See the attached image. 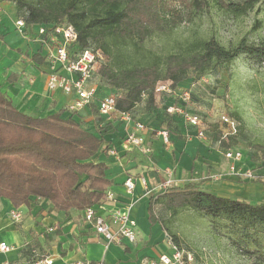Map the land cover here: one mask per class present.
Instances as JSON below:
<instances>
[{
    "label": "trees",
    "instance_id": "obj_1",
    "mask_svg": "<svg viewBox=\"0 0 264 264\" xmlns=\"http://www.w3.org/2000/svg\"><path fill=\"white\" fill-rule=\"evenodd\" d=\"M12 1L28 25L72 24L78 33L72 46L74 52L93 48L106 55L112 54L113 42H130L140 50L154 34H165L184 21H192L209 10L212 3L235 15H245L255 7L264 12V0ZM171 2L184 8H170ZM240 54L252 66L264 67V40L256 43L242 38L226 46L211 36L191 43L185 53L156 55L148 63L119 68L106 64L98 68V73L113 90L118 110L133 113L143 104L144 111L151 112L158 107V85L170 83L174 90H190L192 102V90L184 88L185 84L201 79L208 71L227 68ZM211 62L214 70L208 68ZM173 101L165 105L167 126L173 121L170 116H176L166 112ZM233 115L240 119L238 114ZM240 134L239 127L236 134L226 138L219 135L217 140L222 148H236ZM102 144L101 137L71 118H61L60 113L34 117L21 112L0 89V197L10 199L15 207L29 204L32 197L45 199L53 209L63 212L86 210L106 201L113 181L107 176V164L92 159ZM248 144L252 150L250 159L256 164L254 170L263 166L264 144ZM261 179L256 176V180ZM158 203L174 216L188 208L213 220L227 219L236 235L234 243L264 264V201L253 203L218 195L193 182L168 186L150 197V219L160 222L178 244L177 234L170 232L155 213ZM25 250L32 252L31 244Z\"/></svg>",
    "mask_w": 264,
    "mask_h": 264
},
{
    "label": "crops",
    "instance_id": "obj_2",
    "mask_svg": "<svg viewBox=\"0 0 264 264\" xmlns=\"http://www.w3.org/2000/svg\"><path fill=\"white\" fill-rule=\"evenodd\" d=\"M0 8V89L21 112L34 117L60 113L61 118H71L101 137L102 147L92 159L107 164V176L113 181L108 193L114 199L93 208L106 214L111 208L131 206V216L137 224L135 242L126 239L108 242L86 220L85 210L57 211L47 200L36 197L27 205L15 207L10 199L0 197V243L13 247L0 252V264H34L37 258L52 259L53 264H144L150 258L170 254L167 231L160 222L150 219L149 211L150 197L163 192L168 180L169 186L193 182L218 195L264 201V176L261 180H250L232 173V161L225 156L226 149L215 136L196 137L194 128L177 115H169L173 121L167 126L165 105L172 98L165 93H157L158 107L151 112L144 111L143 104L138 105L132 113L134 121L129 124L108 121L101 115L99 103L113 91L101 87L94 77L90 83L98 85V97L85 107L72 110L70 106L78 98L75 92L48 87L54 70L46 59V45L37 36V25H28L29 36L24 35L16 26L19 15L14 2L0 0ZM137 121L147 126L144 135L152 148L150 155L124 143L125 135ZM163 128L170 130L169 144L157 133ZM255 165L244 153L236 164L242 171ZM143 177L147 185L142 183ZM128 178L136 183L132 193L124 184ZM13 212L20 213V218L15 219ZM28 244L32 252L25 250Z\"/></svg>",
    "mask_w": 264,
    "mask_h": 264
},
{
    "label": "rangeland",
    "instance_id": "obj_3",
    "mask_svg": "<svg viewBox=\"0 0 264 264\" xmlns=\"http://www.w3.org/2000/svg\"><path fill=\"white\" fill-rule=\"evenodd\" d=\"M231 1L239 2L243 0ZM171 7L184 8L182 4L177 2H171ZM197 21L201 24L211 23L210 32L204 31L202 39L214 36L226 46L234 45L242 38L256 43L264 40V12L258 7H255L245 15H235L218 8L212 3L209 10L203 12L192 21H184L165 34H154L140 50L136 49L130 42L126 44L121 42L115 44L113 42L111 55L101 52L102 57L98 60L94 76L96 81L100 82L103 87L111 89L98 73V68L102 65L112 64L114 68L126 67L148 63L156 55L165 56L169 53H185L191 43L181 44L182 35L188 27ZM208 68H213L212 62L208 65ZM219 70L215 69L212 72L203 73L201 79L197 81L190 80L185 84L184 88L190 87L193 93V101L189 104V107L203 119L206 127V137L207 135L215 136L216 138L219 135L223 137V134L228 132V126L222 121V116H228L236 121L238 130L240 127L241 134L238 137L239 143L234 147L250 157L252 150L248 143L264 144V140L254 138L244 131L243 123L240 122L242 118L237 119L233 115L235 113L239 115V113L230 110L224 103L225 95L231 86L230 77L223 81L217 79L213 82V77ZM253 92L260 94L264 92V89L253 86ZM216 141L220 143L219 140ZM254 172L256 176H264V163L263 166L258 165ZM249 202L254 203L256 201L250 200ZM155 213L165 222L170 232L177 234L179 246L194 255L195 259L192 264H260L234 243L233 239L236 235L231 231L230 223L225 218L213 220L210 216L188 208L180 210L174 216L159 203L156 205Z\"/></svg>",
    "mask_w": 264,
    "mask_h": 264
},
{
    "label": "built area",
    "instance_id": "obj_4",
    "mask_svg": "<svg viewBox=\"0 0 264 264\" xmlns=\"http://www.w3.org/2000/svg\"><path fill=\"white\" fill-rule=\"evenodd\" d=\"M1 11V8H0ZM18 30L24 35H28V24L23 16L16 20ZM37 36L44 45H46V59L54 70L48 80V87L52 90L61 89L66 93L75 92L77 100L70 106L72 110H79L90 104L98 97V85L90 83L96 73V67L99 58L102 57L100 50L87 48L73 51L72 46L77 42L78 33L72 24L58 25H37ZM56 66H59L60 73ZM157 93H165L173 98V102L167 106L166 112L170 115L183 117L185 123L194 128V135L200 139L206 138V127L203 119L198 113L192 111L189 107L191 103V91H177L171 88L170 83L160 84L156 88ZM99 111L105 116V120H121L127 124L134 121L131 112L120 111L116 107L114 94H109L100 99ZM222 121L227 124L228 132L223 134V138L228 135L237 133L238 125L236 121L228 116H222ZM147 126L140 121L135 122V125L130 129L124 138V143L139 149L140 152L146 155L152 153L151 146L146 142L144 132ZM157 133L162 137L165 144L170 143V130L163 128L157 130ZM225 156L232 161L231 172L238 175H243L245 178L256 179V174L253 168H247L242 171L237 168L236 164L242 160L243 153L237 148H229L225 150ZM142 183L147 185L146 178H142ZM171 183L168 180L164 187L167 188ZM126 189L132 193L136 183L133 178H128L125 181ZM113 194L108 193L107 200H113ZM106 200V201H107ZM15 219L20 218V213H12ZM85 218L92 223L98 234L102 235L108 242H121L126 239L129 242L136 241V221L131 216V206L126 209L111 208L106 214L99 213L95 208L90 207L85 210ZM116 227V230L114 229ZM166 237L172 252L170 254H162L157 258H150L144 264H192L194 255L191 252H186L167 232ZM13 247L6 242L0 243V252H6ZM34 264H53V260L49 258H37ZM73 264H91L89 262H75Z\"/></svg>",
    "mask_w": 264,
    "mask_h": 264
},
{
    "label": "clouds",
    "instance_id": "obj_5",
    "mask_svg": "<svg viewBox=\"0 0 264 264\" xmlns=\"http://www.w3.org/2000/svg\"><path fill=\"white\" fill-rule=\"evenodd\" d=\"M184 27V26H182ZM211 30V23L199 21L188 27L181 38V44L195 43L202 39L204 31ZM230 89L224 103L242 118L244 131L254 138L264 140V92L255 94L253 86L264 89V67L252 66L244 54L238 55L227 68H221L213 77V82L229 79ZM238 122V123H240Z\"/></svg>",
    "mask_w": 264,
    "mask_h": 264
}]
</instances>
